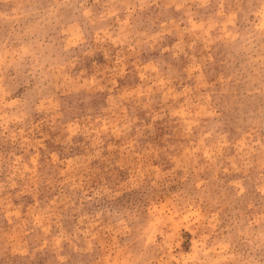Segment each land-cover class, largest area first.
Returning a JSON list of instances; mask_svg holds the SVG:
<instances>
[{"label": "rangeland", "instance_id": "1", "mask_svg": "<svg viewBox=\"0 0 264 264\" xmlns=\"http://www.w3.org/2000/svg\"><path fill=\"white\" fill-rule=\"evenodd\" d=\"M0 264H264V0H0Z\"/></svg>", "mask_w": 264, "mask_h": 264}]
</instances>
